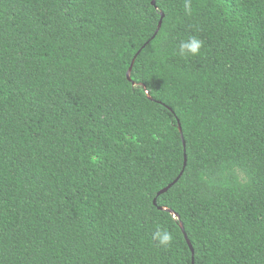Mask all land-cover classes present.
<instances>
[{"label": "trees", "instance_id": "1", "mask_svg": "<svg viewBox=\"0 0 264 264\" xmlns=\"http://www.w3.org/2000/svg\"><path fill=\"white\" fill-rule=\"evenodd\" d=\"M190 2L0 0V264H264V0Z\"/></svg>", "mask_w": 264, "mask_h": 264}, {"label": "clouds", "instance_id": "2", "mask_svg": "<svg viewBox=\"0 0 264 264\" xmlns=\"http://www.w3.org/2000/svg\"><path fill=\"white\" fill-rule=\"evenodd\" d=\"M183 9L185 13L191 12L190 0H183ZM202 41L196 36L189 37L187 40L181 41L179 45V55L181 57H196L202 49ZM152 240L161 248L167 249L173 243V235L166 228L157 225L151 234Z\"/></svg>", "mask_w": 264, "mask_h": 264}, {"label": "water", "instance_id": "3", "mask_svg": "<svg viewBox=\"0 0 264 264\" xmlns=\"http://www.w3.org/2000/svg\"><path fill=\"white\" fill-rule=\"evenodd\" d=\"M152 6H153V7L155 6V2H154V1L152 2ZM160 26H161V22H159L158 27H157V30H156L154 36L152 37V39H154V37L156 36L158 30L160 29ZM144 47H145V45H144L142 48H144ZM140 51H141V50L138 51L137 55L140 53ZM135 57H136V56H135ZM135 57L133 58V60H132V62H131V65H130V68H129L128 71H127V74H126V79H127V81H131V79H130V74H131V69H132V66H133V63H134ZM179 131L181 132L180 127H179ZM176 181H177V179H176L172 184H170V185L167 186L166 188L162 189V190L157 194V196L166 193V192H167V191H168V190H169V189H170V188L176 183ZM153 204H154V205L156 204V200L153 201ZM160 209L169 212L168 209H165V208H160ZM180 229H181V231H182L183 234H184V228H183L182 224H180ZM184 238H185V240H186V242H187L189 248L191 249V245H190V243H189V241H188L186 235H184Z\"/></svg>", "mask_w": 264, "mask_h": 264}]
</instances>
